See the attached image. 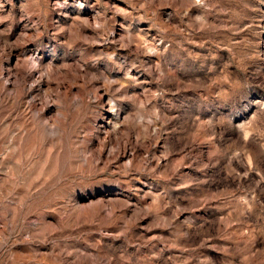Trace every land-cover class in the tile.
Segmentation results:
<instances>
[{
	"label": "rangeland",
	"instance_id": "1",
	"mask_svg": "<svg viewBox=\"0 0 264 264\" xmlns=\"http://www.w3.org/2000/svg\"><path fill=\"white\" fill-rule=\"evenodd\" d=\"M0 264H264V0H0Z\"/></svg>",
	"mask_w": 264,
	"mask_h": 264
}]
</instances>
